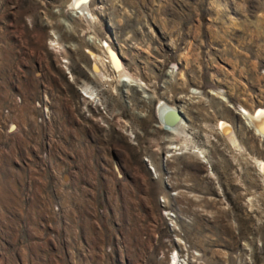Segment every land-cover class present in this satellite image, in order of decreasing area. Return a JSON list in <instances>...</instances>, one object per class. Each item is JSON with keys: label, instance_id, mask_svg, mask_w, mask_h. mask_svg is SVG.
Returning a JSON list of instances; mask_svg holds the SVG:
<instances>
[{"label": "rangeland", "instance_id": "obj_1", "mask_svg": "<svg viewBox=\"0 0 264 264\" xmlns=\"http://www.w3.org/2000/svg\"><path fill=\"white\" fill-rule=\"evenodd\" d=\"M72 1L0 0V264H264V0Z\"/></svg>", "mask_w": 264, "mask_h": 264}, {"label": "bare ground", "instance_id": "obj_2", "mask_svg": "<svg viewBox=\"0 0 264 264\" xmlns=\"http://www.w3.org/2000/svg\"><path fill=\"white\" fill-rule=\"evenodd\" d=\"M71 6L75 10L78 17L84 18L86 20L85 22L92 26L96 17L90 9V0H73ZM54 41H52V43L57 44V42ZM105 46V48L107 49L108 62H110L111 66L116 71V75H118V78H120L122 82L127 83V86L137 88L139 91H143L147 85L142 81V79L134 76L126 69L119 56L113 49H111V46L109 44L106 43ZM88 52L95 61L93 65L94 74L103 81L109 80V76L104 74V69H101L98 65V63L103 65V62H101L102 56L95 54L90 50ZM87 88L84 89L87 94L85 97L88 99L94 98L92 89L89 90ZM126 92H129V88H127ZM159 113V116L163 123V129L168 130V132L173 135V138H171V140L179 138L180 140L182 139L183 141L181 140V143H183L182 145L185 146L186 151L192 150L191 153L194 156H196L198 159H202V161L205 163L208 162L205 152L198 146L193 145V137L188 131L190 125L187 122H184L183 119H181V117L179 116V111H177L174 106L169 105V103L161 102ZM244 113L246 115L245 119L248 121V126L251 127L254 130L253 132H255L257 136L259 135V137L264 141V109H259L255 113H251L247 109H245ZM218 126L221 133L232 143V145L236 146L238 149H243V146L238 143L239 141L236 139L233 128L230 124L225 121H221ZM191 145L193 147H191ZM180 147L181 146L178 145L171 146V148H173L175 151L182 150ZM192 148L195 150H193ZM182 153L183 152H179L178 154ZM256 164L259 168V172L264 174V161L257 158ZM173 259L175 261V264H177L176 258Z\"/></svg>", "mask_w": 264, "mask_h": 264}]
</instances>
